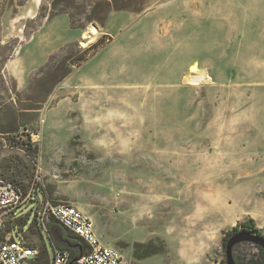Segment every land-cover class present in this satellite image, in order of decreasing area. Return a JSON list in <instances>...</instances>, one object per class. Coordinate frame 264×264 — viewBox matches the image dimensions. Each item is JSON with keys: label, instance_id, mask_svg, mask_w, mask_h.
I'll use <instances>...</instances> for the list:
<instances>
[{"label": "rangeland", "instance_id": "rangeland-1", "mask_svg": "<svg viewBox=\"0 0 264 264\" xmlns=\"http://www.w3.org/2000/svg\"><path fill=\"white\" fill-rule=\"evenodd\" d=\"M97 1L0 0V181L26 193L40 171L39 195L77 206L127 264H226L242 222L264 232V11L246 38L191 1L117 0L90 22ZM30 209L13 235L51 254ZM233 252L263 264L255 244Z\"/></svg>", "mask_w": 264, "mask_h": 264}, {"label": "built area", "instance_id": "built-area-1", "mask_svg": "<svg viewBox=\"0 0 264 264\" xmlns=\"http://www.w3.org/2000/svg\"><path fill=\"white\" fill-rule=\"evenodd\" d=\"M30 189L24 193L21 188L11 182L0 181V264H34L39 248L29 244L22 233L14 237L12 226L18 214L27 206L35 215V225L40 236L50 237V225L53 221L76 234L86 246H82L81 264H127L116 247L104 244L97 235L92 218L77 206L41 197L40 190L46 184L40 171L34 176ZM73 259L68 248L54 246L47 264H69Z\"/></svg>", "mask_w": 264, "mask_h": 264}, {"label": "crops", "instance_id": "crops-1", "mask_svg": "<svg viewBox=\"0 0 264 264\" xmlns=\"http://www.w3.org/2000/svg\"><path fill=\"white\" fill-rule=\"evenodd\" d=\"M188 1H191L192 3H194L198 7L199 12L206 11L208 14H211V12H215V13L220 12V13H223L225 16L226 15L229 16L230 19L232 16H234L235 20L239 22L238 25H239L240 31H241V33H239L240 36L243 35V37H246V38L248 37V35L251 32L252 14L254 12H257V11H260V12L264 11V0H177L176 4L177 5H179V4L184 5ZM193 27H195V25ZM197 28L201 31L204 30V33L201 34L203 36H198V38H199L198 43L195 42V40H196L195 35L193 36V38H194L193 39L194 41L192 42L193 45H197V44L201 45V47L200 46H194L193 49H195L196 47L200 48L201 52H202V58H200V61H206V58H204V57L211 54V40H208V38L211 37V20L208 19V21H204L201 23L199 22L197 24ZM200 37L204 38V40L200 39ZM226 44H227L226 41H224V45H226ZM241 44H242V42H241ZM254 47L257 50L262 48L258 44H255ZM243 50H244V46H243ZM243 53H244V55L247 54L244 51H243ZM205 54H207V55H205ZM245 58H247V57H245ZM21 218H23V217H19L18 220L21 221ZM18 220H16V221H18ZM35 230H37V229H35ZM69 232H71V231L66 229L62 225H60L58 222L53 221L50 225V237H49L51 240L52 246L53 247L59 246V242L60 243L65 242L70 247L75 248L76 246L73 245L71 243V241L76 240V241L80 242L81 239L79 237H77V235H75L72 232V234L75 235L78 239L74 238L72 236V234L70 235ZM55 240H57L58 245L55 243ZM104 244H106V243H104ZM35 247L39 248V246H35ZM59 247H61V246H59ZM78 249H79V254H81V252H82L81 243L78 244ZM51 255H52V253L51 254L49 253V257L43 261L44 263H40V264H47L50 260ZM140 259H141L140 262L142 263L143 260H142V258H140ZM34 264H36V263L34 262Z\"/></svg>", "mask_w": 264, "mask_h": 264}, {"label": "trees", "instance_id": "trees-1", "mask_svg": "<svg viewBox=\"0 0 264 264\" xmlns=\"http://www.w3.org/2000/svg\"><path fill=\"white\" fill-rule=\"evenodd\" d=\"M59 0H54L53 2V7H55L57 5ZM117 0H98L97 2H95V5L93 6L92 8V11L90 13V15L88 16V19L90 22L94 21L97 17V9L98 7H102V16H101V19L104 20L108 13L112 10V8H114L115 6V3H116ZM28 2V0H21V2L19 3L20 6H23L25 5L26 3ZM5 11V9H1L0 10V16L2 15V13ZM59 11L61 12H65L67 11L66 8H62L60 9ZM58 13L60 12H56V13H50L48 15L49 18H52L54 17L55 15H57ZM43 17H47V15H42ZM95 16V17H94ZM71 19L73 18V15L71 14L70 15ZM74 22V18L72 20ZM69 72H67L66 74L62 75V78L65 77ZM239 226L243 227L244 229H247L249 231H252V232H257L259 235H264V232L263 230L256 224L255 220L250 218L244 222H242ZM235 229H238V226L235 228ZM76 235V234H75ZM78 237V236H77ZM81 245L84 247L86 246L83 242L81 243ZM143 244H140V243H136L135 246H142ZM71 253H72V256L75 257L79 254V250H76V248L74 247H71V248H68ZM264 253V252H263ZM146 255H149V254H145V255H141L140 258L142 257H145ZM49 257V253L47 251V248L46 247H40L39 248V254H38V257L37 259L35 260V263L36 264H40V262H43L46 258ZM220 264H224V260L221 261ZM263 264H264V260H263Z\"/></svg>", "mask_w": 264, "mask_h": 264}, {"label": "water", "instance_id": "water-1", "mask_svg": "<svg viewBox=\"0 0 264 264\" xmlns=\"http://www.w3.org/2000/svg\"><path fill=\"white\" fill-rule=\"evenodd\" d=\"M252 243L262 248L264 252V237L259 235L258 233L241 230L233 234L227 241L226 244V264H237L236 259L234 257V247L239 243ZM81 254L73 257V259L69 262V264H81L79 263V259L81 258Z\"/></svg>", "mask_w": 264, "mask_h": 264}, {"label": "bare ground", "instance_id": "bare-ground-1", "mask_svg": "<svg viewBox=\"0 0 264 264\" xmlns=\"http://www.w3.org/2000/svg\"><path fill=\"white\" fill-rule=\"evenodd\" d=\"M98 31H97V28L94 26V25H91V28H90V34H96ZM88 33V34H89Z\"/></svg>", "mask_w": 264, "mask_h": 264}]
</instances>
